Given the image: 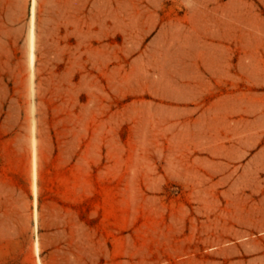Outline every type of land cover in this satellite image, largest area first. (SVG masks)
Instances as JSON below:
<instances>
[{"label": "rangeland", "instance_id": "rangeland-1", "mask_svg": "<svg viewBox=\"0 0 264 264\" xmlns=\"http://www.w3.org/2000/svg\"><path fill=\"white\" fill-rule=\"evenodd\" d=\"M0 264H264V0H0Z\"/></svg>", "mask_w": 264, "mask_h": 264}, {"label": "bare ground", "instance_id": "bare-ground-1", "mask_svg": "<svg viewBox=\"0 0 264 264\" xmlns=\"http://www.w3.org/2000/svg\"><path fill=\"white\" fill-rule=\"evenodd\" d=\"M34 15V4H33V8H32V17Z\"/></svg>", "mask_w": 264, "mask_h": 264}]
</instances>
